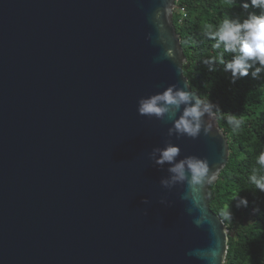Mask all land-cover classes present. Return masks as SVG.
I'll return each mask as SVG.
<instances>
[{"label": "water", "instance_id": "obj_1", "mask_svg": "<svg viewBox=\"0 0 264 264\" xmlns=\"http://www.w3.org/2000/svg\"><path fill=\"white\" fill-rule=\"evenodd\" d=\"M176 2L0 0V264L226 263L208 194L230 157L217 116L191 139L138 113L173 85L199 95ZM168 142L215 180L164 188L151 153Z\"/></svg>", "mask_w": 264, "mask_h": 264}, {"label": "trees", "instance_id": "obj_2", "mask_svg": "<svg viewBox=\"0 0 264 264\" xmlns=\"http://www.w3.org/2000/svg\"><path fill=\"white\" fill-rule=\"evenodd\" d=\"M244 3L250 5V0H179L178 6L185 7L187 15L182 19L176 10L173 20L187 57L183 72L189 87L223 113L242 120L240 129L233 131L224 115H216L228 138L230 157L208 194L211 210L230 231L225 264H264V192L248 179L252 169L259 167L257 156L264 151V72L253 79L250 70L247 77L232 83L231 73H225L223 65L217 64L218 71L209 72L203 63L223 50L213 49L215 41L205 35L208 26L216 27L225 17L243 21L249 13L259 14L260 9L251 5L244 9ZM223 58L230 60L232 54L225 53ZM240 199H247L248 206L241 205ZM225 211L231 213L229 218L223 215Z\"/></svg>", "mask_w": 264, "mask_h": 264}, {"label": "clouds", "instance_id": "obj_3", "mask_svg": "<svg viewBox=\"0 0 264 264\" xmlns=\"http://www.w3.org/2000/svg\"><path fill=\"white\" fill-rule=\"evenodd\" d=\"M250 5L260 9L258 15L249 13L243 21L225 17L216 27L208 26L205 31V35L215 41L213 49L223 50L219 56L205 59L203 63L208 66L209 72L218 71L217 64L223 65V71L231 73L232 83L247 77L250 70L253 79H257L264 72V0H250ZM250 5L244 3L242 7L248 9ZM225 53L232 54V58L225 60ZM138 113L162 121L165 118L172 121L173 126L168 129V135L177 138L187 136L197 139L202 131L208 135L211 125H205V116L213 118L218 114L224 115L233 131L240 129L242 124V120L236 115L223 113L210 100L202 99L196 93L175 85L161 93L141 98L138 101ZM180 151L178 145L168 142L164 148H155L151 153L156 165L161 168L169 166V176L161 180L164 188L171 189L177 184L186 183L190 189H194L205 181L211 183L215 180L214 173L209 175L206 160L195 156L178 159ZM256 164L259 167L252 169L248 179L257 190L264 192V151L257 156ZM182 198L187 199V196ZM144 203L147 204L148 201L145 200ZM240 204L247 207V199H240ZM223 215L229 218L231 213L225 211Z\"/></svg>", "mask_w": 264, "mask_h": 264}, {"label": "built area", "instance_id": "obj_4", "mask_svg": "<svg viewBox=\"0 0 264 264\" xmlns=\"http://www.w3.org/2000/svg\"><path fill=\"white\" fill-rule=\"evenodd\" d=\"M177 5H176V10H179V13H182V19H184V18H186V9H185V7H180V6H178V3H179V0H177ZM175 10V11H176ZM181 19V20H182Z\"/></svg>", "mask_w": 264, "mask_h": 264}, {"label": "rangeland", "instance_id": "obj_5", "mask_svg": "<svg viewBox=\"0 0 264 264\" xmlns=\"http://www.w3.org/2000/svg\"><path fill=\"white\" fill-rule=\"evenodd\" d=\"M247 219H248V220H251V219H252V216H249Z\"/></svg>", "mask_w": 264, "mask_h": 264}]
</instances>
